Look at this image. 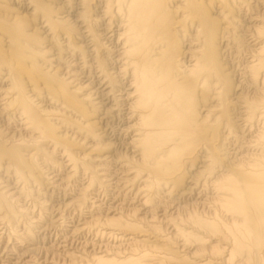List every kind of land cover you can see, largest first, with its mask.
Returning <instances> with one entry per match:
<instances>
[{"label":"bare ground","instance_id":"1","mask_svg":"<svg viewBox=\"0 0 264 264\" xmlns=\"http://www.w3.org/2000/svg\"><path fill=\"white\" fill-rule=\"evenodd\" d=\"M0 246L264 264V0H0Z\"/></svg>","mask_w":264,"mask_h":264},{"label":"rangeland","instance_id":"2","mask_svg":"<svg viewBox=\"0 0 264 264\" xmlns=\"http://www.w3.org/2000/svg\"><path fill=\"white\" fill-rule=\"evenodd\" d=\"M64 11H62V13H63ZM60 200H62V199H60ZM57 201V200H56ZM56 201L53 203L54 205L56 204L57 205V203H56ZM58 201H59V199H58ZM75 223H77V222H74V224ZM40 230V229H39ZM164 235V234H163ZM57 235H55V233L53 232V233H49L48 235H47V241L45 242L46 244H51V243H53L55 240H57L58 239V236L56 237ZM89 238V237H88ZM49 239V240H48ZM93 238H91V240H92ZM59 240V239H58ZM32 244H35V242H33ZM174 247V246H173ZM11 253H4V249H3V247L2 246H0V264H3V263H8V264H12L13 262H14V260L16 259V257L15 256H12V255H10ZM43 256L44 255H41V261H43ZM9 257V258H8ZM16 261V260H15ZM197 261L198 262H200L201 261V259H197ZM3 262V263H2ZM56 263V262H55ZM57 264H62V263H57ZM170 264H173V263H170Z\"/></svg>","mask_w":264,"mask_h":264}]
</instances>
